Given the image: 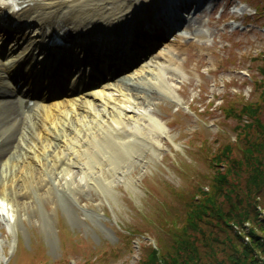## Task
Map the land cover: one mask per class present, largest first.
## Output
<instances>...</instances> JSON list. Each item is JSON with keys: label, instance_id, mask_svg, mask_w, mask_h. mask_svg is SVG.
Segmentation results:
<instances>
[{"label": "rangeland", "instance_id": "rangeland-1", "mask_svg": "<svg viewBox=\"0 0 264 264\" xmlns=\"http://www.w3.org/2000/svg\"><path fill=\"white\" fill-rule=\"evenodd\" d=\"M213 3L212 12L193 15L197 23L202 20L201 38H195L199 45L188 42L175 54L179 71L156 78L159 87L142 92L158 123V133L151 125V143L143 155L124 172L109 158L110 166L92 176L94 185L70 189L67 201L35 194L20 217L15 211L11 221L1 215L0 264H138L159 239L170 242L171 230L186 221L192 197L201 187L210 189L217 171L245 186V164L228 172L225 162L215 165L212 159L227 144L233 147L232 158L240 159L252 141H264V130L256 123L245 126L253 118L244 111L245 103H259L257 117L264 123V0ZM155 47L160 52L166 43ZM79 173L74 170L73 175ZM58 174L44 171L47 180ZM257 199L264 219V186ZM256 225L264 238V221ZM216 230L218 242L210 237L197 241L203 259L207 264H240L233 258L240 253L225 236L239 245L252 238L236 225L232 234L231 228L227 233ZM211 245L216 247L209 253ZM259 255L263 260L264 252Z\"/></svg>", "mask_w": 264, "mask_h": 264}, {"label": "bare ground", "instance_id": "bare-ground-1", "mask_svg": "<svg viewBox=\"0 0 264 264\" xmlns=\"http://www.w3.org/2000/svg\"><path fill=\"white\" fill-rule=\"evenodd\" d=\"M17 1L18 10H0V41L17 31L20 36L15 34L13 46L25 43L10 57L13 65L2 62L0 50V216L9 221L12 212L19 216L22 207L34 201L35 194L48 193L67 201L70 189L94 185L92 176L110 166L109 158L124 172L143 155L151 143V125L157 132L158 123L149 97L142 92L157 89L156 78L179 71L175 54L188 42L199 45L195 38H201L197 31L202 24L187 13L180 29L152 36L156 42L146 44L150 38H140L148 33L142 16L153 22L155 12L150 10L166 7L167 0ZM195 2L199 0L180 1L169 8L174 13ZM150 25L158 30L155 22ZM134 27L140 44L120 41ZM59 33L68 42L63 50L73 60L70 67L76 68L69 84H63L65 77L60 79L61 71L66 72L62 69L51 68L43 80L33 76L34 69L38 74L43 67L42 59L33 68L25 65L38 48L48 52L45 44ZM158 42L166 43L160 52L155 47ZM131 45L137 49H129ZM49 50L57 53V49ZM31 100L33 105L24 110ZM47 169L70 176L58 174L47 180ZM74 170L80 176L75 177Z\"/></svg>", "mask_w": 264, "mask_h": 264}, {"label": "trees", "instance_id": "trees-1", "mask_svg": "<svg viewBox=\"0 0 264 264\" xmlns=\"http://www.w3.org/2000/svg\"><path fill=\"white\" fill-rule=\"evenodd\" d=\"M262 70L264 71V66ZM258 107L259 103H245L244 111H250L251 118H253V122L247 121L245 126L256 123L264 130V123L257 117ZM251 143L244 149L243 158H232L233 147L227 144L212 159L215 165L225 162L228 172H232L236 166L241 167L245 164V186L240 187L239 184L229 181L225 173L217 171L210 189L201 187L199 192L192 197L187 208L186 221L182 226H175L171 230L170 242L165 245L159 239L157 246L151 245L145 258L138 264H207L203 259L204 253L199 251L200 246L197 245L199 238L210 237L212 242H218L216 227H219L222 233H227L228 228H231L232 234L234 225L244 232L243 235L246 233L253 240L250 244L239 245L240 242H237L233 236H225L230 241L229 244L240 253V256L233 257L235 263L264 264V259L260 261L261 256H257L260 252H264V238L260 237L256 230V224L264 221L259 209L261 201L257 199L264 186V152L262 149L264 141H252ZM240 174L238 177H241ZM234 198L237 201H234ZM244 202H246V207ZM246 222H250L249 227L246 226ZM235 232L236 236L242 237L238 235V230ZM215 247L211 245L209 253Z\"/></svg>", "mask_w": 264, "mask_h": 264}]
</instances>
